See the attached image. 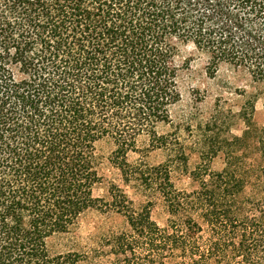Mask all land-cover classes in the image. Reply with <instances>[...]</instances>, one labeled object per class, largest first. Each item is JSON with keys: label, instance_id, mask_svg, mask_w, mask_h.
<instances>
[{"label": "trees", "instance_id": "1", "mask_svg": "<svg viewBox=\"0 0 264 264\" xmlns=\"http://www.w3.org/2000/svg\"><path fill=\"white\" fill-rule=\"evenodd\" d=\"M188 45L210 57V77L242 68L264 94V0H0V264H264V203L253 218L228 203L243 186L238 158L227 155L220 177L203 161L191 193L167 168L128 161L141 137L170 149L159 126L181 101ZM253 114L249 99L243 119ZM105 142L125 186L163 199L164 227L153 201L136 209L115 183L109 200L95 196ZM91 210L130 230L90 253L58 251L54 240Z\"/></svg>", "mask_w": 264, "mask_h": 264}, {"label": "rangeland", "instance_id": "2", "mask_svg": "<svg viewBox=\"0 0 264 264\" xmlns=\"http://www.w3.org/2000/svg\"><path fill=\"white\" fill-rule=\"evenodd\" d=\"M210 64V57L195 46L181 48L177 65L182 98L171 109L172 124L159 126L160 134L170 136V149L150 150L149 138L141 137L140 153H130L128 161L167 168L176 191L191 193L200 188L195 171L201 163L211 159V170L220 177L227 166V155L238 158V176L243 186L236 200L229 196L228 203L241 218H253L258 214V205L264 203V94L244 69L223 63L216 75L210 77L207 70ZM249 99L254 102V114L253 120L246 122L243 107ZM236 139V149L231 150L229 145L235 144ZM113 150L110 142L99 146L105 181L96 187L95 196L109 200V186L115 183L136 209L142 210L153 201L150 219L164 227L169 216L163 199L135 184L125 186L112 164ZM129 230L124 216L91 210L81 216L70 233L54 240L53 245L62 252L90 253L101 236Z\"/></svg>", "mask_w": 264, "mask_h": 264}]
</instances>
